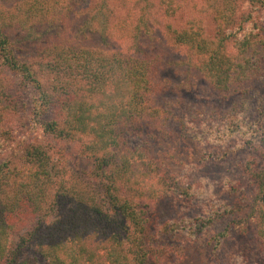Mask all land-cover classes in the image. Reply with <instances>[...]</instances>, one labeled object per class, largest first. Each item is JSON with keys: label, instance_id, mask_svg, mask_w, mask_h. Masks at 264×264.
I'll return each mask as SVG.
<instances>
[{"label": "trees", "instance_id": "16d2710c", "mask_svg": "<svg viewBox=\"0 0 264 264\" xmlns=\"http://www.w3.org/2000/svg\"><path fill=\"white\" fill-rule=\"evenodd\" d=\"M164 1L161 6H165L163 17L167 22L165 40L173 48L188 50L209 95L236 92L238 87L264 79V26L257 22L252 25L253 13L258 8L264 9V0H218L213 37L196 23L185 25L184 14L181 23L176 22V16L199 0ZM149 2L75 0L78 11L89 16L86 32H101L102 37H96L99 42L89 43V36L62 37L61 27L45 42L39 40L37 50L29 55L20 52L21 57L16 54L12 35L27 28L24 18L28 11H23L22 19L15 12H0V66L34 89L35 105L28 113L35 129L43 135L80 145L81 153L93 162L91 177L99 178L105 185L102 200L105 202L102 207L93 202L95 213L101 215L109 201L108 205L134 229V250L124 254L121 247L104 240L89 214L77 210L81 206L77 204L61 220L62 228L51 226L36 238L38 244L47 248L50 264H148L150 242L164 249L165 243L182 235L189 243L197 241L221 226L225 214L231 212L229 208L223 211L224 204L202 202L185 178L161 170L160 139L184 134L191 127L202 131L201 136L208 140L206 144H219L228 131L232 136L237 133L231 130L232 126L239 127L240 134L244 129L241 125L246 123L242 121L240 125L234 120L223 129L217 123L208 124L211 116L207 115L213 111L203 112L195 104L194 112H186V107L178 111L183 105L165 100L168 89L163 88L161 80L160 56L122 49L129 40L140 38L145 26L137 14L138 10L145 12ZM244 2L250 6L242 11ZM39 3L54 10V6L63 8L65 0ZM7 77L0 72V150L11 142L12 132H16L17 118L12 115L18 114L17 103L22 105L19 110L26 107L22 98L12 93ZM220 113L227 115L225 111ZM250 127L249 136L264 143V118ZM191 137L197 139L198 134ZM22 161L24 166L20 168L7 159L0 162V264L32 262L28 257L17 262L11 247L13 237L31 228L36 219L34 214L43 210L53 194L56 202L63 197L58 195V186L64 188V180L52 179L49 170L54 163L45 144L39 139L29 141L22 152ZM254 164L247 167L250 179L258 176L253 171ZM260 187L263 196L255 200L251 215L256 218L258 233L264 241V185ZM70 191L80 195L79 188ZM134 192H139L138 199ZM165 198L175 212L163 222L151 220L155 206ZM151 224L153 229L149 233ZM229 228L224 226L216 240L225 237ZM222 242L219 240V244Z\"/></svg>", "mask_w": 264, "mask_h": 264}, {"label": "rangeland", "instance_id": "374dc122", "mask_svg": "<svg viewBox=\"0 0 264 264\" xmlns=\"http://www.w3.org/2000/svg\"><path fill=\"white\" fill-rule=\"evenodd\" d=\"M43 1L45 0H0V12H15L18 14L16 17L22 19L23 11H28L24 18L27 28L12 35V41L16 42V54L19 57H21L20 52L29 55L31 51L37 50L35 47L39 45V40L45 42L61 27L64 28L62 37L88 39L89 36V43L99 42L96 37H102L101 32H86L85 23L89 16L78 11L74 6L75 0H65L63 8L54 6V10L43 7L39 3ZM149 1L145 12L138 10L139 5L134 7L136 11L138 10L137 19L139 16L143 18L144 31H141L138 40H129L121 46L122 49L160 56L163 61L161 80L163 88L168 89L165 100L183 105L178 111H183L186 107V112H194L195 107L192 105L195 104L194 106L203 112L213 111L207 115L211 116L208 117V124L214 122L225 129L235 120L236 124L240 125L244 121L246 126L241 125L244 129L240 134L239 127L232 126L231 130H236L237 133L232 136L228 131L227 136L220 140L219 144L216 142V144H206L208 140L204 138L206 136H201L202 131H194L191 127L187 128L184 134L160 139L158 154L163 165L162 172L185 178V182L193 186L202 202H213L217 206L224 204L223 211L229 208L228 211L231 212L225 214V218L220 223L221 226L215 227V230L209 231L197 241L189 243L182 235L176 240L165 243L164 249L150 242L148 264H264V241L258 233L256 218L251 215L255 200L258 198L257 201H259V198L263 196L260 186L264 185V143L262 140L258 141L257 137L249 136L250 125L260 123L264 118V79L238 87L236 92L209 95L205 81L188 50L173 48L165 40L167 38L164 28L167 22L163 17L165 6H161V3L165 1ZM218 2V0L196 1L194 5L191 4L184 9L181 15L176 16V22L179 21V25L184 14L185 25L196 23L203 32L206 31L208 36L213 37L216 33L213 18L219 6ZM130 6H132L131 3ZM249 6L250 3L244 2L242 11L248 10ZM125 10L128 11L127 8ZM122 15L125 17L124 12ZM252 18V25L257 22L264 26V9L258 8ZM157 24H161L162 27L158 28ZM0 72L1 75H8L7 82L12 84V93L22 98L26 104V107L19 110L22 105L16 102L18 114L12 117L17 118L15 124L17 129L15 133L12 132L11 142L0 150V162L7 159L14 166L23 167L24 148L29 141L39 139L48 148L54 163L49 170L52 179L56 182L64 180V188L58 186L60 190L58 195L63 197L56 202L53 194L47 204L43 205V210L36 211L37 213L34 214L36 219L35 223L29 226L31 228L24 229L19 235L13 237L11 247L17 262H22L28 257L32 261L30 264H50L51 259L46 255L47 248L43 244H38L36 238L45 234L51 226L56 225L62 228L61 220L65 219L71 208H77V204L81 205L77 210L89 214V219L105 237L104 240H109L110 244L121 247L124 254L134 250L133 226L130 227L129 222L108 205L109 201L101 215H97L96 210L93 209V202L101 207L105 202H102L105 196L104 183L99 178L91 177L93 162L81 153L78 143L54 138L49 134L43 135L41 130H36L32 117L28 113L35 105L34 89L23 82L20 76H13L1 66ZM220 111L227 112V115ZM216 112H218L217 116ZM228 116L230 118L227 120ZM204 118L207 117L202 119ZM196 133L198 138H192L191 136ZM253 162H255L252 166L253 171H256L258 176L250 179L252 177H249L250 172L247 167ZM78 188L80 189L78 196L70 191V189ZM132 194L137 199L140 197L139 192ZM174 210L170 201L165 198L155 206L157 218L151 213L144 216L151 214V220L157 219L163 222L175 212ZM152 224L149 233L153 229ZM226 225L230 228L225 237L221 239L219 237L216 240V235L224 231ZM219 240L223 241L222 244H219ZM130 257L134 258L132 255Z\"/></svg>", "mask_w": 264, "mask_h": 264}]
</instances>
